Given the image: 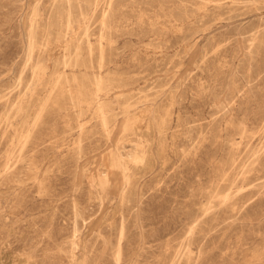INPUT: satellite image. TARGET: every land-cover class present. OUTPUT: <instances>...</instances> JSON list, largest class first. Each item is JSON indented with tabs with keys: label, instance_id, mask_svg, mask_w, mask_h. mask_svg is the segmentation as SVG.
<instances>
[{
	"label": "rangeland",
	"instance_id": "1",
	"mask_svg": "<svg viewBox=\"0 0 264 264\" xmlns=\"http://www.w3.org/2000/svg\"><path fill=\"white\" fill-rule=\"evenodd\" d=\"M0 264H264V0H0Z\"/></svg>",
	"mask_w": 264,
	"mask_h": 264
}]
</instances>
